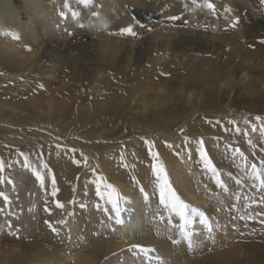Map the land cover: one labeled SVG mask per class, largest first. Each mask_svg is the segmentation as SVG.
<instances>
[{
	"label": "rangeland",
	"instance_id": "rangeland-1",
	"mask_svg": "<svg viewBox=\"0 0 264 264\" xmlns=\"http://www.w3.org/2000/svg\"><path fill=\"white\" fill-rule=\"evenodd\" d=\"M249 2L264 5V0ZM262 14L260 20L264 21V11ZM196 17L191 24L181 19L177 25L162 27L161 31L155 33L158 38L169 37L171 41L175 38L179 41L181 39V45L190 49L181 52L177 50L176 43L172 42L168 47H157L144 57L134 56L129 61L119 57L116 70L105 67L104 71L97 72L96 69L99 76L96 75L97 79L89 81L88 88L95 90L101 84V77L103 79L110 75L108 79L115 85L112 95L118 93L127 102V105L119 103L118 107H123L121 119L114 125L104 127L108 128L106 131L84 134L85 124L87 128L90 125L100 127L95 124L100 120L94 119L90 120L91 124L80 121L78 126L58 122L53 130L46 125L49 122L45 118L38 121L37 129L32 124H23L24 128L35 129L24 135H11L15 125L12 126L10 134L0 131V160L4 162V170L7 173L12 172L15 178L10 183L4 182L0 187V192L9 197L7 202L0 197V264H50L52 260L60 259L62 253L77 249V238L81 248L80 251L73 252L77 258L73 257L69 264H83L85 261L84 264H90L85 258L87 254H97L99 259L94 258L97 255H91L95 260L92 263L99 264L101 259L109 258L108 251H120L119 248L113 250L112 244H109L112 239H105L101 235L97 237L95 232V235L92 233L93 236L89 233V227L94 223L90 212L97 210L96 206L102 199L97 198L94 193L86 195L84 180L91 169L98 170L104 163L113 181L117 179L114 177H117L120 169L128 167L125 158L133 156L135 169L129 167L123 177L126 179L124 183L130 182L134 186L137 183V174L149 171L148 174L154 176L152 166L155 161L152 152H158L159 161L163 163L167 173L171 171L178 157L182 156L191 160L192 165L189 166L193 169H190L195 171V175L192 172L193 179L188 182L191 183V189H195L199 197L201 195L196 200H189L182 194L181 189L185 190V187L182 184L176 185L170 176L172 186L173 183L176 186L173 188L190 205V215L195 220L194 224L187 226L190 237L181 234L179 217L169 211H165L163 215L173 228L165 236L172 243L180 241L176 246L185 244L190 254L188 264H264V189L258 187L251 170V164L255 163L257 169L264 173V165H261V161H264V51L255 48L256 44L246 45L244 41H230L225 38L229 36L224 33L219 38V28L212 23L213 19H217L216 16L207 18L200 13ZM166 22L171 25L172 19L167 18ZM150 23L153 24L147 25L139 18V37L135 41L141 39L138 41L141 43L151 37L153 40L157 38L151 36L155 20L151 19ZM222 29L231 32V38L241 33V28L233 25ZM89 32H93L94 38L97 37L96 31ZM187 35L192 41L186 39ZM195 39L201 40L198 41L200 43L197 42L199 45L193 43ZM124 44L130 45L129 42ZM259 44L264 45V36ZM208 45L215 48L216 54L213 55L214 51L209 50ZM236 46L242 48L241 51H234ZM45 60L43 58L40 64ZM3 62L2 74L12 76L17 73L19 65L8 60ZM118 70L122 72L117 74L115 71ZM229 75L232 79L230 84H226ZM56 80L61 83L59 78ZM162 85V88L167 89L165 107L152 106L146 113L136 111V100L153 102L161 99L158 90H161ZM113 105L117 109V105ZM257 116L261 119L256 120ZM67 121L71 122V118L68 117ZM63 125L73 128L65 129ZM253 125L256 126L255 131ZM200 138H203L226 189L220 188L215 177L203 168L199 156ZM14 146L18 148L15 149ZM38 146L43 148L45 155L38 150L41 148ZM234 149H239L240 152L237 153ZM38 151L41 152L40 158ZM27 152L33 157L29 158ZM65 152L70 156L68 166L76 170L74 173H62L55 179L54 157ZM245 157L247 167L244 166ZM90 160L93 165H90ZM192 161H195L194 164ZM45 164L47 168L44 167ZM34 170L43 175V184ZM53 179L57 182L55 188L61 185L63 187L55 196L52 195ZM179 186L181 189L178 190ZM157 200L159 202V198ZM57 201L63 204L62 208L57 206ZM81 205L86 209L81 212L84 221L81 230L77 232L74 225L78 220L71 211L75 207L81 210ZM191 208L207 214L212 223L210 233L199 222L200 217L191 212ZM159 211L160 209L153 213V221L158 222ZM83 226L88 229L86 233ZM118 231L119 228H115L110 234L115 235ZM88 233L94 240L88 239ZM101 239L105 241L100 243ZM105 245L108 251L102 249ZM100 248L105 253L100 252Z\"/></svg>",
	"mask_w": 264,
	"mask_h": 264
},
{
	"label": "bare ground",
	"instance_id": "bare-ground-1",
	"mask_svg": "<svg viewBox=\"0 0 264 264\" xmlns=\"http://www.w3.org/2000/svg\"><path fill=\"white\" fill-rule=\"evenodd\" d=\"M209 2L215 5L214 10L207 7ZM66 4L68 6H65ZM254 4H251L249 0H195V2L194 0H92L89 5L85 6L79 3L78 0H0V120L2 123L0 131H6L10 134L12 126L15 125V130L11 135L13 137L24 135L30 130L37 129L38 121L44 118L49 122L46 125H49L53 130L58 122L73 123L78 126L80 121L90 123V120L94 119L100 120L95 122L100 127L95 128L94 125H90L91 122L87 128L84 123L86 128H83V133L93 134L94 131H106L108 128L105 129L104 127L114 125L117 120L121 119L123 107H118L119 103L126 104L127 102L125 99L123 101L118 93L112 95L113 86L115 85L110 83V78L108 79L110 75H106L103 79L101 77V84L95 90L88 88L89 81L98 78L96 76L98 71H104L105 67L115 69L119 57L125 61L131 60L134 56L140 57L142 55L144 57L157 47H168L172 42L176 43L177 50L181 52L190 49L185 45H181V39L179 41L175 38L174 41H171L169 37L162 38L159 35L160 38H158L155 33L161 31L162 27L177 25V22L181 19L191 24L197 18L196 15L200 13L207 18L217 17V19L212 20V23L219 28L217 30V32H220L219 38L224 33L229 36H225V38L230 41H244L246 45L256 44L255 48L260 49L262 52L264 51V45H260L259 41L264 36V21L260 20L264 5ZM61 12L65 13L66 16L62 17ZM73 12L79 13V15L73 16ZM247 17L249 20H247ZM139 18L147 25L153 24H149L151 19L155 20L153 25L155 28L153 35H151L157 37L155 40L150 36V39L141 43H138L141 39L135 41L139 37L140 26H137ZM167 18L172 19L171 25L166 22ZM237 18L238 23H236ZM232 25L241 28V33L236 34L233 38L230 37L231 32L222 29L230 28ZM77 26L78 28H76ZM79 26H81L80 29ZM129 27L135 35L122 31ZM89 31H96L97 37L94 38L92 36L93 32L90 33ZM186 39H189V37ZM198 41L201 40L195 39L193 43L199 45L200 42ZM210 41L213 43V40ZM210 41L209 43H211ZM126 42H129L130 45L126 46L124 44ZM214 44L216 45L217 42ZM209 45L208 49L214 51L213 55L216 54L214 47L217 46L211 47ZM241 49L236 46L234 51H241ZM43 58L46 60L40 64ZM7 60L19 65L17 73L12 76L1 73V63ZM59 69L62 72L61 70L58 71ZM115 72L119 74L122 70ZM230 77L229 75L226 78V84H230L232 79ZM57 78L60 79L61 83L57 82ZM50 85L56 88L49 87ZM162 87L164 85L160 87L161 90H158L159 95L162 96L161 99L158 98L153 102L144 99L136 100L138 102L135 104L138 108L136 111L146 113L152 106L163 107L167 89ZM206 89L209 88L206 87ZM133 100L134 98L131 100V107ZM113 104L117 105V109ZM76 116H79V118H76ZM143 116L145 117V114ZM68 117L71 118V122L67 121ZM25 123L32 124L35 129L24 128L23 124ZM63 127L65 129L73 128L66 125H63ZM109 129L111 130L110 127ZM173 145L175 144L173 143ZM17 148L16 146L15 149ZM38 150H41L43 154L45 153L42 147ZM85 151L88 150L85 149ZM38 152L40 154L38 158H40L41 152ZM29 153L27 152L26 155ZM124 154L127 153L124 152ZM28 157L31 158L33 155H28ZM93 157L97 158V155L93 154ZM69 159L68 152L60 153L59 156L54 157L55 179L59 178L62 173L75 172L76 169L68 166ZM125 159L126 162L128 161V167L119 170L117 177H114L117 179L111 180L107 165L102 163L98 170L91 169L84 180L86 195H93L94 193L97 198L102 199V202L96 206L97 210L93 209L90 212L92 213V223H94L92 226L90 225L89 233L93 236L95 232L97 237L101 235L105 239H112L109 244H112L113 250L120 249L118 252L108 251L107 245H105L102 249L107 250V254L111 257L101 259L100 263L188 264L187 259L190 254L187 252L185 244L180 243L176 246V243H172L165 236L169 235L170 229L173 228L167 223L166 216H163L164 212L168 210L157 200L159 198V188L155 175L148 174V171V173L135 176L137 183L134 186H131L130 182L124 183L126 179L123 175L129 167L134 166L135 162L133 156H127ZM190 161L186 156L178 157L171 171H168V177L171 179L170 176H172L176 185L182 184L185 187L184 190L179 186L178 190L181 189L182 194L187 196L189 200L190 198L196 200L201 195L199 197V194L195 193V189H191L192 186L188 182L193 179L191 178L192 174L195 175V171H191L193 167H190L192 165H190ZM93 164L90 163V165ZM133 168L135 169V167ZM13 179L15 180L12 172L8 171L7 173L6 170H3L0 172V187L4 182L10 183ZM55 184L57 185V182ZM97 184H99L100 191L104 195H97ZM109 184L116 189L120 197L122 224L115 223L112 206L106 199L107 193L111 191V189L106 188ZM66 186L67 184L64 187L66 188ZM173 186L176 187L174 183ZM53 188L57 193L63 187L61 185L57 188L53 186ZM105 208L108 209L107 212L104 211ZM85 209L86 207H82L81 210L75 207L71 211L78 220L76 224L73 222L75 224L74 230L76 229L77 232L81 230L84 221L81 212ZM159 209L158 222L153 221V213ZM90 222L88 221V223ZM115 228H119L118 233L115 235L110 234ZM84 229L82 231L84 230L86 233L88 229L86 230V227ZM89 233L88 239H93L94 237L92 238ZM81 234H84V232ZM102 240L104 239L99 240V242L102 243ZM76 241L77 249L62 253L60 259H51L52 263L50 264H69L73 257L77 258L73 252L80 251L81 245L78 238ZM132 245H142L149 251L147 253L140 252L138 249H132ZM96 249L92 250L97 251ZM102 249L100 252H103ZM91 255L87 254L85 256L90 264L95 261L94 258L99 259L97 254H94V256L97 255L96 257L92 255L93 259ZM79 258L82 259V257ZM75 263L78 264V262Z\"/></svg>",
	"mask_w": 264,
	"mask_h": 264
},
{
	"label": "snow or ice",
	"instance_id": "snow-or-ice-1",
	"mask_svg": "<svg viewBox=\"0 0 264 264\" xmlns=\"http://www.w3.org/2000/svg\"><path fill=\"white\" fill-rule=\"evenodd\" d=\"M78 2L87 6L92 2V0H78ZM194 2H195V0H194ZM65 6H68V5L66 4ZM207 7L211 10L215 9V5L211 2H209L207 4ZM60 15L62 17L66 16V14L63 12H61ZM72 15L78 16L79 13L73 12ZM238 22L239 21L237 18L236 23H238ZM122 31L128 32L129 34H132V35H135V33L132 31V29L130 27L123 29ZM260 119H261V117H259V116L256 117V120H260ZM233 123H235V122H233ZM253 130L254 131L256 130L255 125H253ZM237 131H239V129H237ZM199 144H200L199 156H200V161L203 165V168L206 171L210 172L213 177H215L216 183H217V185H219L220 188L226 189V185L221 178V174H220L217 166L213 162L212 158L209 156V153H208V151L204 145L203 138H200ZM149 150L151 151V142H150ZM234 151H236L237 153L240 152L239 149H234ZM152 156H153V159L155 161V163H153L152 170H153V173L156 177V181H157L158 188H159L160 204L163 205L164 208H166L169 211V213L174 214L175 216L179 217V219L181 221V223L179 225V227L181 229V234L185 237H190V233H188V231H187V226L195 223V220L190 215V205L187 202H185L178 195V193L175 191V189L173 188V186L170 182V179L168 177V173H167L165 166L163 165L162 162L159 161L158 152H152ZM77 163H79V161H77ZM261 165H264V161H261ZM244 166L245 167L248 166L246 157L244 158ZM4 167H5V165H4L3 160H0V172H2L4 170ZM44 167L47 168V165L45 164ZM251 170H252V174H253L252 178L257 181L258 187L261 189H264V173L260 172L257 169V165L255 163L251 164ZM35 174H36L37 178L40 180L41 184H43L44 183L43 175H41V173L39 171H35ZM52 183H53V186H55V179H53ZM106 188L111 189V191L107 193L106 199L112 206V209L114 212L115 223L116 224H122L123 223L122 212H121V207L119 205L120 197H119L116 189L112 185L109 184L106 186ZM52 195L55 196L56 192L53 191ZM97 195H104L100 191L99 184H97ZM0 197H3V199L6 202L9 200V197L4 192H0ZM57 206L62 208L63 204H61L59 201H57ZM81 207H84V205H81ZM104 211L107 212L108 209L105 208ZM191 212L200 217L199 222L201 224H203L206 227L207 231L210 233L212 231V223L210 222L207 214L204 212H201L199 209H196V208H191ZM110 218H112V217H110ZM174 242L179 243L180 241L177 240ZM189 244H191L190 238H189ZM131 247H132V249H138L140 252H144V253H147L149 251L148 249H146L142 245H132Z\"/></svg>",
	"mask_w": 264,
	"mask_h": 264
}]
</instances>
